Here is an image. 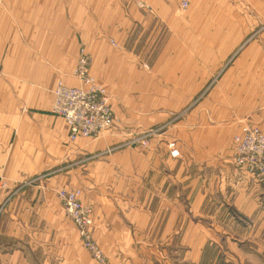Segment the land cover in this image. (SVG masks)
Wrapping results in <instances>:
<instances>
[{
    "label": "crops",
    "instance_id": "crops-1",
    "mask_svg": "<svg viewBox=\"0 0 264 264\" xmlns=\"http://www.w3.org/2000/svg\"><path fill=\"white\" fill-rule=\"evenodd\" d=\"M141 1L0 0V264H95L70 231L61 251L63 188L93 206L108 264H245L205 251L263 247L264 188L232 157L244 124L264 132V0ZM81 48L121 123L70 141L53 92L80 87ZM150 130L165 138L128 143Z\"/></svg>",
    "mask_w": 264,
    "mask_h": 264
},
{
    "label": "built area",
    "instance_id": "built-area-1",
    "mask_svg": "<svg viewBox=\"0 0 264 264\" xmlns=\"http://www.w3.org/2000/svg\"><path fill=\"white\" fill-rule=\"evenodd\" d=\"M140 9L149 6L136 0ZM188 4L182 3V8ZM91 57L85 48H81L74 77L81 83L80 87H68L58 83L54 89L52 114L64 119L69 127V140L78 138H99L115 128L119 119L110 103V97L99 86L90 73ZM133 143L145 145L139 139ZM169 155L173 159L181 156L174 143L169 145ZM232 164L246 171L258 184L264 187V132L252 124H244L234 137V155ZM0 187L7 184L0 181ZM65 215L73 222L82 241L83 247L89 252L95 264H108V260L93 237V208L82 201L81 190L60 189L57 192Z\"/></svg>",
    "mask_w": 264,
    "mask_h": 264
},
{
    "label": "rangeland",
    "instance_id": "rangeland-1",
    "mask_svg": "<svg viewBox=\"0 0 264 264\" xmlns=\"http://www.w3.org/2000/svg\"><path fill=\"white\" fill-rule=\"evenodd\" d=\"M238 23L245 25V21H238ZM257 23H258V27L259 28H262L261 30L264 31V21H257ZM253 38L255 39V38H259V37L253 35L251 37L245 38L244 44L245 43H250V40H252ZM240 54H241V52H238V54H237L238 59L240 57ZM97 84L99 86H101L98 82H97ZM110 103L112 105L111 97H110ZM112 107H113V105H112ZM116 116L119 119V124H120L121 123V120H120L119 116L117 115V113H116ZM178 119H179V117H174V121H177ZM119 124H117V125H119ZM117 125H116V127H117ZM159 134L160 133H158V132L155 133V131H151V130L150 131L143 132V133H139V134L138 133H136V134L133 133V135L132 134L130 135V140H129L128 143L131 142L132 145H137V146L139 145V147H141L142 149H150L153 140L155 138H157L159 136ZM160 135H163L162 139L165 138V135L164 134H160ZM169 136H167V137L170 138ZM138 139L140 141H145V145H141L140 143H133V142H136V140H138ZM170 143H174L176 145V147L180 150V148H179L176 140H174V139H168L167 140V147L168 148H169L168 145ZM180 152H181V150H180ZM2 189H6V188H2ZM76 190H79V189H76ZM263 197H264V192H263ZM81 199H82V197H81ZM92 208H93V206H92ZM64 215H65V213H64ZM64 220L67 222V225H66V228H65L66 235L63 238V246H62L61 251H64V249H65V252H66V255H67L69 249H68V246H67V243L68 242L65 244V241L66 240L68 241V236H69L68 233L70 231V237H71V243H72V255H90L89 252L83 247L81 238H80L79 233H78L76 227L74 226L73 222L66 215L64 217ZM75 231H76L77 234L75 233ZM92 233H93V237H94L93 228H92ZM239 237H240V239H244L241 236H239ZM94 239H95V237H94ZM263 239H264V237H263ZM95 242L100 247V249L102 250V252L104 253V255L106 256L107 255L105 253L106 251L105 252L103 251V249L101 248V246L97 243L96 239H95ZM236 242H238V244L235 247L236 251L234 249H231L233 251H230V250L228 251V248L223 249V246H222L221 249H223V250H221V249H219V251L213 250L210 253L208 251H205V255H220V259L223 258V255H244V257L246 259L245 264H264V244L263 243H262L263 244V247H262V245H258V244H254V243L249 244L248 246H246L244 244H241L239 240H237ZM91 259H92V257H91ZM107 259H108V257H107Z\"/></svg>",
    "mask_w": 264,
    "mask_h": 264
}]
</instances>
